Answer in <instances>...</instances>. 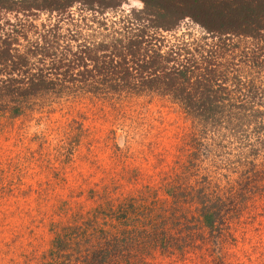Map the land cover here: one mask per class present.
<instances>
[{
    "label": "rangeland",
    "instance_id": "1",
    "mask_svg": "<svg viewBox=\"0 0 264 264\" xmlns=\"http://www.w3.org/2000/svg\"><path fill=\"white\" fill-rule=\"evenodd\" d=\"M112 4L86 15L102 41L113 35L103 24L125 27L143 7ZM175 24L162 33L169 44L204 37L187 20ZM250 43L227 35L208 44L234 67ZM173 100L64 89L19 117L0 113V264H86L116 238L112 264H264V125L239 126L232 109L229 130L216 132ZM208 209L220 216L213 229L202 224Z\"/></svg>",
    "mask_w": 264,
    "mask_h": 264
},
{
    "label": "trees",
    "instance_id": "2",
    "mask_svg": "<svg viewBox=\"0 0 264 264\" xmlns=\"http://www.w3.org/2000/svg\"><path fill=\"white\" fill-rule=\"evenodd\" d=\"M112 1L0 0L2 115L19 117L35 100L64 89L102 99L158 92L174 98L187 115L211 124L216 132L229 130L233 117L225 115L232 109L245 118L234 119L239 126L262 128L264 0H139L143 7L130 16L127 26L103 24L113 35L102 41L99 32L89 28L86 15L113 10ZM38 15L46 19L36 24ZM184 20L199 27L204 37L169 44L162 33L175 31V23ZM88 30L94 34H85ZM227 35L251 41L248 51H242L240 66L217 62L220 57L208 44ZM234 92L240 100L232 104ZM216 216L205 212L202 224L213 229ZM159 240L166 241L167 235ZM112 243L102 251L98 248L95 259L86 264H112L110 253L121 240Z\"/></svg>",
    "mask_w": 264,
    "mask_h": 264
},
{
    "label": "clouds",
    "instance_id": "3",
    "mask_svg": "<svg viewBox=\"0 0 264 264\" xmlns=\"http://www.w3.org/2000/svg\"><path fill=\"white\" fill-rule=\"evenodd\" d=\"M142 6V5H141Z\"/></svg>",
    "mask_w": 264,
    "mask_h": 264
}]
</instances>
